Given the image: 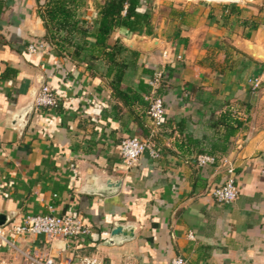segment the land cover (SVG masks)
Segmentation results:
<instances>
[{
  "label": "crops",
  "instance_id": "0c3cea01",
  "mask_svg": "<svg viewBox=\"0 0 264 264\" xmlns=\"http://www.w3.org/2000/svg\"><path fill=\"white\" fill-rule=\"evenodd\" d=\"M45 1H0L4 227L51 210L84 220L91 236L55 243V264L84 256L99 264H170L178 255L189 264H264V5L201 0L167 11L164 2L151 0L152 35L118 31L109 39V46L120 40L127 48L122 90L141 94L140 82L152 76L145 69L166 72L167 122L155 139L162 157L145 154L128 166L121 142L147 137V106L116 95L103 58L74 60L45 40L38 14ZM87 1L94 32L100 1ZM135 35L159 44L149 52L131 48L126 40ZM40 44L44 49L29 52ZM43 84L58 96L57 108L35 104ZM200 154L216 162L199 166ZM225 160L235 165L240 187L231 204L212 195L228 178ZM117 226L134 235L112 236ZM8 236L15 247L2 249L7 264L47 248L42 236Z\"/></svg>",
  "mask_w": 264,
  "mask_h": 264
},
{
  "label": "built area",
  "instance_id": "2783aa9c",
  "mask_svg": "<svg viewBox=\"0 0 264 264\" xmlns=\"http://www.w3.org/2000/svg\"><path fill=\"white\" fill-rule=\"evenodd\" d=\"M5 1V0H0ZM44 49V45H30L28 50L36 53ZM166 72L156 70L148 81L149 93L146 101L149 103L148 118L150 121V133L145 139L138 137H128L121 142L120 155L128 166H133L142 156L148 154L153 161H158L162 157V149L156 144L155 139L162 131L167 122V110L164 96L161 93L165 87ZM258 81L252 82V90L256 91ZM35 104L42 108H57L59 98L56 93L48 86L43 85L35 98ZM216 159L208 154L197 156L199 166L214 164ZM227 180L212 191L215 200L220 204H231L235 202L240 195V187L236 174L235 165L225 160ZM91 227L84 220L69 215H59L51 210L47 214H29L26 215L22 222L17 225L0 227V264H7L2 260V249L10 246L15 247V243L9 239L12 236H42L45 239L47 248L42 250L35 248L26 253H22V264H55L52 256L53 246L57 242H84L91 236ZM190 239L194 240L192 234ZM70 264H99L98 259L91 256H84ZM170 264H189L183 256H176Z\"/></svg>",
  "mask_w": 264,
  "mask_h": 264
},
{
  "label": "trees",
  "instance_id": "16d2710c",
  "mask_svg": "<svg viewBox=\"0 0 264 264\" xmlns=\"http://www.w3.org/2000/svg\"><path fill=\"white\" fill-rule=\"evenodd\" d=\"M151 0H102L96 2L98 9L95 20V31H91V24L86 18L87 0H46L40 5L38 14L46 28L45 40L52 44L60 54L71 56L74 60L83 55L92 58H103L107 64L106 76L112 77L111 85L116 95L125 103L134 102L147 106L142 93H149L148 81L140 82L141 94L129 88L122 90L121 85L129 63L122 58L127 50L120 40L114 46H109V39L118 31L124 34L145 32L152 35V19L154 8ZM88 37L94 39L89 43ZM147 74L154 71L145 69ZM149 119V118H148ZM224 121H227V119ZM241 126V122H236ZM147 137L150 128L145 130Z\"/></svg>",
  "mask_w": 264,
  "mask_h": 264
},
{
  "label": "water",
  "instance_id": "95a60500",
  "mask_svg": "<svg viewBox=\"0 0 264 264\" xmlns=\"http://www.w3.org/2000/svg\"><path fill=\"white\" fill-rule=\"evenodd\" d=\"M126 43L131 48H136V46L139 45L141 48H143L147 52L153 51L159 44L158 41H153L151 43L146 42L139 35H135V37L131 40H126ZM251 47L255 48V46H253V45ZM260 58H263V56H261ZM108 184H110V185L112 184V187H115V186L119 187L121 182H113L112 180H108ZM7 221H8L7 216L5 214L0 213V227L6 226ZM121 235L132 237L134 234H133L132 230H125L124 227H122V226L115 227L112 231V236H121Z\"/></svg>",
  "mask_w": 264,
  "mask_h": 264
},
{
  "label": "rangeland",
  "instance_id": "374dc122",
  "mask_svg": "<svg viewBox=\"0 0 264 264\" xmlns=\"http://www.w3.org/2000/svg\"><path fill=\"white\" fill-rule=\"evenodd\" d=\"M98 1H102V0H98ZM156 1H160V2H164V5L168 6L166 7L167 11L170 10V8H173V5H178V6H185L186 8L189 6H192L193 4L197 3V2H201V0H156ZM207 1V0H206ZM243 1H248V2H259L258 4H263L264 5V0H242L241 2H239L238 4H242ZM213 2H218L220 4H229V3H234V2H226V1H213ZM247 2V4H249ZM152 4V3H151Z\"/></svg>",
  "mask_w": 264,
  "mask_h": 264
}]
</instances>
